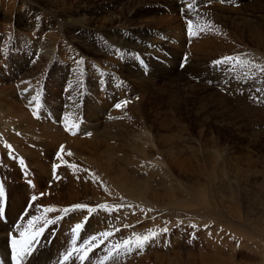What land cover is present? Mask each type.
Wrapping results in <instances>:
<instances>
[{"label": "rangeland", "instance_id": "rangeland-1", "mask_svg": "<svg viewBox=\"0 0 264 264\" xmlns=\"http://www.w3.org/2000/svg\"><path fill=\"white\" fill-rule=\"evenodd\" d=\"M193 1L181 10L176 0H48L44 9L0 0V200L23 197L22 212L46 218L44 200L65 192V155L90 190L79 198L94 209L86 221L95 213L98 233H111L88 264L149 231L158 235L143 249L106 264H263L264 225L253 218L264 211L246 207L251 195L264 200V0ZM82 20L89 31L75 27ZM103 34L140 55H121ZM225 57L250 63H214ZM36 89L37 101L20 97ZM76 107L89 127L60 130L61 114ZM28 158L46 171L34 196L25 191ZM123 176L124 188L145 196L120 190ZM240 180L247 191L234 199Z\"/></svg>", "mask_w": 264, "mask_h": 264}, {"label": "bare ground", "instance_id": "bare-ground-1", "mask_svg": "<svg viewBox=\"0 0 264 264\" xmlns=\"http://www.w3.org/2000/svg\"><path fill=\"white\" fill-rule=\"evenodd\" d=\"M192 1L191 0H176V5L181 6L182 7L181 10H187L188 8H190L192 3L194 2V1L193 2ZM35 2L37 4V6H39L38 8H41V9H44V5H47V6L50 5L48 0H46V4H42L41 0L40 1L35 0ZM259 9H260V11H262L261 8H259ZM79 22H80V24L75 26L77 29L89 31V29L87 27L88 22L85 23V20L84 21L82 20ZM68 24L72 25V27L75 25V24L73 25V23H71V22L67 23V25ZM172 34H173V30L168 29V30L164 31V33L161 35V37L163 38V41L165 42V41L169 40V37ZM85 35H83V36H85ZM103 35L108 37L107 34H103ZM134 36L137 37L136 35H134ZM257 36H259V35L257 34L256 37ZM260 36L263 37V35H260ZM204 37L206 39V35ZM8 41H10V38L8 39ZM107 41L109 42V44L113 48L114 47L118 48L119 51L121 52V55H123V56H124L125 52H129L132 55L135 53L140 55L139 54L140 51H138L135 47L131 46L127 41H123L121 39L120 40H114L112 37H108ZM17 44L18 43L14 42L13 40L10 42V45H12V47L16 46ZM33 46L38 47V45H33ZM42 50H44V54L46 56L52 55V52H50V51H53V49L48 50L46 48H42ZM46 50H48L49 53L46 52ZM141 52H143V51H141ZM175 76L180 77L177 74ZM26 91L27 90L22 91V93L20 94V97L25 98L26 100H29L28 97L31 99V98L37 96V95H35V92L39 91V89L30 90L29 95L26 94ZM35 101H37V100H35ZM79 110L80 109L77 107H76V109L67 108L65 110L66 114H61V116L59 118L62 119L60 121H62L63 127H61L60 130H65L66 128H75L77 125L79 126L80 129L81 128L87 129V127H89L88 124H86V123L82 124V122L78 120V115L80 113ZM56 115H57V113H53L54 117H57ZM77 129H78V127H77ZM36 154H38V153H36ZM41 155H42V153H41ZM63 156H65V155H58L57 156L58 161H59V163H57V164H59V167H61V169H59L60 173L58 176V178H60V180H58L57 182L59 184H60V182L66 183V185L64 187H62L63 189H65L64 195H61L62 200L59 202H49L48 200H44L43 204L44 205L47 204L48 205L47 207H52L54 209V211L46 212L47 217L46 218L42 217L41 220L38 221V225H40L42 223L40 226L44 227V231L40 235V237H38V244L36 245V248L33 251L32 255L27 256L25 258V260L22 262V264H50V263L59 264V262L62 260V257L71 248V246H69L68 244H69V242L72 243V236H73L72 228L77 223H81L83 225L82 230L79 232V239L77 240V244L81 243L84 239H87L90 236H93V235L98 236V234H99L98 233L99 230L94 227V226H96V224L100 225L99 219H97V216L95 213H93L92 216H90L88 221H83L84 218L87 217V214H88V212L85 211L86 209H84L83 211H82V209L73 210V211H70L68 213H65L62 211L63 209L71 208V206H73V205H77L79 203L84 202V201L80 202L79 198H81V197L86 198L88 195V192L90 191L89 189L86 188V184H85L86 178L84 176H82L81 173H79V171H75L76 169L73 167V165L72 166L70 164L65 165L64 162H62ZM105 160L107 163L108 171L110 172L111 171V160H110V158H107ZM27 161L28 162L23 160V164L21 163L22 168L25 170L24 173H26L28 175L26 178V182H27L26 184H28L29 186L26 185L25 191L30 192V194H29L30 196H34L36 194V192L39 191L40 183L42 184L44 179L46 180L45 165H42L38 160H30L29 159ZM31 167H33V170L31 169ZM246 178H247V176H246ZM48 180L50 181V179H48ZM117 184L119 185V189L124 191L127 195H130V196L133 195L135 197H143V195L145 196V194H146V190L144 187H142L141 189H139L136 192L130 191L129 188H124L123 186L128 185L127 178H125L124 176L122 178L118 179ZM236 184H237V185H235L236 187L233 188V190L230 193L231 197L234 199H238V198H235V195H237L238 192H239V195L242 196L245 193V191H247V188H246L247 183L246 182H243V188H242V181L241 180L239 182H237ZM71 193H72V195H71ZM197 193L199 194L200 199H203L205 197L206 192H205V190H198ZM251 196L252 197L249 198L247 200V202L250 200H252V201L248 202V203H250V206L246 207V210L247 209L250 210L253 208V209L258 210V211H264V200H261L255 196H253V195H251ZM5 200L6 199L0 200V209H1V206ZM23 203H24L23 197L17 203H11V202L8 203L7 202L5 212L7 211L8 220L6 218V213H5V218H6L5 223H3L0 220V258L2 260H4L5 262H7L8 245L10 244V243L8 244L7 237L9 235H12V236L19 238V233L21 231H24V229H26V224H28V220L31 219L32 216H36V215H32L33 214L32 212L29 213L28 216L26 215L25 220L22 221V224L20 226L21 229L19 227L17 229H13V228L11 229L9 223L11 222V219L13 217H15V220L18 219L20 213L23 211V208H22ZM47 207H45V208H47ZM21 208H22V210H21ZM44 209L41 212H43ZM262 214H263V216H259V217L253 218V219L256 220L255 221L256 223H260V224L264 225V213L262 212ZM240 215H242L244 217H245V215L247 216L246 212L241 213ZM250 215L251 214H249L248 216H250ZM45 220L53 221V223L45 224ZM68 227H69L70 231H68L66 234L65 231H66V228H68ZM56 232L59 236H56L54 238V240L49 244L48 239L50 238V236L48 238H46L47 236L45 237V235H47L49 233H51V234L55 233L56 234ZM5 233H8L6 237H4V235H3ZM81 236H82V238H81ZM52 248H54V249L56 248L58 250V252L55 255H52V251H51ZM96 250L97 249H95L94 252H96ZM94 256H97V254L96 253L90 254V259L88 261H86L85 264H88L91 261V258ZM67 264H72V261L67 262ZM75 264H80V262L77 260L75 262ZM92 264H94V263H92ZM263 264H264V261H263Z\"/></svg>", "mask_w": 264, "mask_h": 264}, {"label": "snow or ice", "instance_id": "snow-or-ice-1", "mask_svg": "<svg viewBox=\"0 0 264 264\" xmlns=\"http://www.w3.org/2000/svg\"><path fill=\"white\" fill-rule=\"evenodd\" d=\"M221 2H224V0H221ZM189 34H193L191 32V24H189ZM222 62H234L235 64L241 66H247L250 63L248 60L241 59L240 57H225L223 61H215L214 63L220 64ZM261 70H264V66H261ZM32 99L33 101H35L37 97H33ZM120 106V104L116 105L117 108H119ZM37 107H39V105H37ZM33 115L35 116L36 113L34 112ZM0 195H2V189H0ZM32 199L35 200L36 198L33 197ZM78 209H87L89 213L94 211V209L88 208L87 205L82 204L73 205L71 206V208H66L62 211L68 213L70 211ZM52 211H54L52 207H47L44 209L45 213ZM41 218L42 217L32 216L31 219L28 220V227L24 231H21L19 233V238L15 236L10 237V246L14 264H22L25 258L32 255L33 251L35 250L36 245L38 244V237H40V235L44 231V227L38 225V221H40ZM84 219L86 221L87 217H85ZM47 223H53V221L45 220V224ZM82 227L83 225L81 223H77L72 228V246L62 257V260L59 262V264H67V262L69 261H72V264H75L77 260L80 262V264H85V262L90 259V254H92L94 250L98 248L100 244H102L104 240L111 235L110 232H102L98 234V236H90L87 239H84L81 243L77 244V240L79 239V232L82 230ZM164 231H167V229H164ZM157 235L158 233L152 231H149L144 235L133 233L132 237L125 239L122 242L109 248L107 250V254L103 257L102 260L99 261V264H106V262L110 260L115 261L119 257V254L122 250L130 252L133 248L143 249V247L151 240H153Z\"/></svg>", "mask_w": 264, "mask_h": 264}]
</instances>
